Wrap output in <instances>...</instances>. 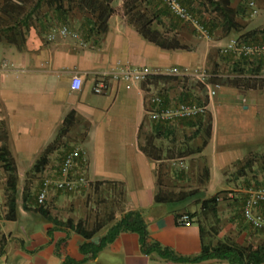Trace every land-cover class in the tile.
Here are the masks:
<instances>
[{
    "label": "crops",
    "instance_id": "1",
    "mask_svg": "<svg viewBox=\"0 0 264 264\" xmlns=\"http://www.w3.org/2000/svg\"><path fill=\"white\" fill-rule=\"evenodd\" d=\"M30 1L33 2L20 0L11 16L0 17V146H6L18 176L16 219L6 220L5 176L0 170V264H62L67 258L75 261L70 264H229L215 258L177 262L148 251L157 242L177 256L192 258L203 249L224 242L213 228H207L200 213V201L221 191L228 202L223 207L225 221L238 234L227 242L253 245L247 234L252 227L241 215L244 190L249 184L244 185L228 170L248 158L256 160L259 155L264 156V54L222 52V47L234 38L264 44V32L260 31L264 29V21L252 24V18H243L236 28L224 21L230 17L238 23L241 4L246 1L228 0L225 10L216 12L205 0H185L184 5L195 7L197 14H194L208 29L206 38L197 31H188L194 27L171 15L166 7L169 20L163 15V7L155 4L151 7L150 0H134L135 4L143 5L144 11L152 8L151 28L158 32L161 41L175 39L179 46L173 48L162 47L140 35L138 27L145 17L142 14L146 13L141 10L139 14L133 7L125 9L126 0L111 1L113 12L104 31L83 19L64 24L79 29L76 31L79 38L56 35L48 40L50 25L59 18L55 15L44 18L43 12L37 14L41 9L38 6L45 0H34L37 2L34 6H29ZM251 1L264 9V0H248L247 5ZM4 2L0 0V8ZM247 11L249 14V7ZM252 30L260 32L246 36ZM133 66H147L151 75L142 82L113 78L114 72ZM172 67L180 71L203 67L212 73L210 83L219 86L212 97H207L205 91L200 99L205 104V118H210L211 130L206 144L198 148L202 133H194L202 128L198 116L167 122V157L164 152L159 153L160 159H154L141 149L147 131L153 134V129L147 130L145 126L151 107L149 96L155 94L153 85L159 80L152 77L172 75ZM74 76L82 80L79 90L70 87ZM101 80L106 89L94 93L92 87ZM178 88L167 89V101H188L193 90ZM71 111L75 121L61 142L69 140L74 144L59 154L52 153L43 174L54 175L64 154L79 148L83 161L77 160L74 172L87 178L85 194L105 193L110 204L107 216L110 219L104 220L92 240L97 242L124 212L137 210L147 230L144 246L141 247L137 233L122 232L94 259L83 261L79 251L84 240L81 235L57 225L54 228V224L34 210L37 205L30 195L25 201L29 209L24 208L22 194L27 174L46 146L55 140ZM192 134L195 136L190 139ZM193 147L196 148L185 149ZM164 160L167 172L161 167ZM258 171L251 166L249 179H255ZM161 173L162 178L167 176V190L158 181ZM189 177L192 186L187 185ZM159 190L167 193V201H156ZM79 192L75 195L51 190L45 208L49 213L51 210L62 213L65 218L58 217L60 220L74 219L71 205ZM234 198L239 200L234 202ZM218 199L219 204L221 197ZM236 203L239 219L247 224V230L237 229L231 216ZM182 214L191 215L188 225L178 224ZM254 241L257 242L253 246L261 244L260 238Z\"/></svg>",
    "mask_w": 264,
    "mask_h": 264
},
{
    "label": "trees",
    "instance_id": "2",
    "mask_svg": "<svg viewBox=\"0 0 264 264\" xmlns=\"http://www.w3.org/2000/svg\"><path fill=\"white\" fill-rule=\"evenodd\" d=\"M20 0H5L4 4L0 8V17L11 16L12 11H14L15 7H19ZM54 7L58 9L61 15L64 17L65 11H63L64 3L69 4L72 0H55ZM112 0H77V6L86 5L87 8L91 10V13H94V20L91 22L89 20L90 26H98L103 31L107 26V19L109 15L113 12V7L111 5ZM182 4H185V0H179ZM209 5L211 10L216 12H223L225 10V6L229 3L228 0H205ZM46 4L52 5L51 0H45ZM130 0L124 3V7L127 10H132L133 5L129 6ZM186 5V4H185ZM188 8V7H187ZM190 10V9H189ZM192 11V10H191ZM193 12V11H192ZM194 13V12H193ZM229 26L236 28L237 22L234 21L233 18H225L224 20ZM150 20L146 18H142V23L138 27V31L140 35L156 44H161L162 47L173 48L178 47L179 44L175 39H167L161 41L160 35L158 32L151 28ZM264 32V29L260 30ZM257 30H252L251 32H247L246 36H250L256 32H260ZM245 35V34H243ZM242 35V36H243ZM163 77L162 75L154 76L153 79H159ZM204 88V87H203ZM201 104H204L201 103ZM200 120L201 129L198 128L194 133H201V145L198 148L204 146L210 135V118H205L204 112L202 114L197 115ZM190 118V117H189ZM75 121V114L73 111L69 112L65 119L62 122V126L57 133V137L53 142L46 146L43 155L39 157V159L33 164L32 170L36 172H40L47 164L49 154L56 150L61 144V138L66 134V131ZM167 122L168 121H156L153 125V130L156 135H167ZM152 139V138H151ZM150 149H147L145 146L141 149L150 157L154 159H160L159 153L155 150H152V143L149 141ZM251 163L248 160H245L240 169H244L246 167H250ZM0 167L5 176V203H6V212L4 214V218L6 220H15L16 219V187L18 182L17 176V168L13 158L11 157L9 151L7 150L5 145L0 146ZM40 184V183H39ZM39 188V186H38ZM28 188L25 186L22 194V199L24 201V208L29 209L26 204V197L28 195ZM38 191V189H37ZM37 194V192H36ZM36 194H35V202L36 203ZM155 199L157 202H165L167 201V193L159 192L156 194ZM218 194H214L208 198L200 201V213L203 215L210 214L212 217H216L218 214ZM34 210L39 212L42 216H44L47 221L54 224V228L57 226L64 227L66 230L75 232L83 237V242L79 246V251L83 254V261L88 259H94L99 251L105 248L109 243L113 242L115 238L122 232H135L139 235V241L141 247L144 246L145 238L147 234L146 225L140 211L137 210H129L124 212L110 227L107 229L106 233L102 235L97 242L92 240L93 235L103 226L104 220L97 221L93 224L91 228H87L85 222L82 220H74L72 218H66L65 220H60L54 216H52L45 208L42 206H35ZM264 213V212H263ZM191 216V215H189ZM110 219V217H107ZM106 219V220H107ZM52 229V228H51ZM49 230V234L50 231ZM259 231V230H258ZM201 232H203L201 227ZM264 232V231H260ZM216 233V231H215ZM148 251H155L159 256L170 259L177 262H199L205 259H224L227 260L229 264H259L264 261V243L253 246L252 244H239L237 242H221L219 241L213 248L211 249H203L200 254L192 258H186L177 256L174 251L168 247L161 246L159 243L154 242ZM75 262L73 259L67 258L62 264H70Z\"/></svg>",
    "mask_w": 264,
    "mask_h": 264
},
{
    "label": "rangeland",
    "instance_id": "3",
    "mask_svg": "<svg viewBox=\"0 0 264 264\" xmlns=\"http://www.w3.org/2000/svg\"><path fill=\"white\" fill-rule=\"evenodd\" d=\"M32 1L33 2L30 1L29 6H34L37 3L34 0H32ZM245 1L246 2H243L241 4L242 14H241V18L237 19L238 24L240 25V23L243 22V18L244 19L245 18H247V19L252 18L251 19L252 24H257V23L264 21V9L260 5H257V6H255L257 9V13L255 15H250V14H248V11H247V8H248L247 7L248 6L247 1L248 0H245ZM125 2H127V0L124 1V3ZM150 2H151V7H152V4H155L156 6H160L163 8L166 7V9L170 12L168 7L163 3L162 0H150ZM152 2H154V3H152ZM76 3H77V0H72V2H70L69 4L64 3V7L62 8L63 11H65V13L63 14L64 17L61 15V13L58 9H56V8L53 9L51 7V5L46 4L45 2H42V4H40V6H38V8L41 7V9L37 11L38 12L37 14L39 15V13L41 14V12H43L42 17L44 16V18L50 17L52 15H55L57 18H59L58 21H55L52 25H50V27H49L50 29L53 27H58L60 25H64V24L70 25L73 22L74 23L75 22L76 23L81 22V21H83V19H87V21H89V20L93 21L95 19L94 18L95 14L91 13V10L89 8H87L86 5H82V6L80 5L78 7ZM130 3L131 4H129V6L133 5L134 11H137V13L142 14L141 10L144 11L143 5L135 4L134 0H130ZM52 5H54V4H52ZM35 8H37V7H35ZM188 8L197 14L195 7L189 6ZM166 9L165 8L163 9L165 11V13L163 15L165 18H167L169 20L170 14L171 15H173V14L171 12H170V14H168L169 12ZM152 11H153L152 8H151V11H149V10L144 11L146 14L145 15L142 14V16H145L144 18L149 19L151 17ZM147 14H150V16H148ZM69 28H72V26L71 27L69 26ZM72 29L74 31H77V32L79 30L76 27L75 28L73 27ZM187 30L190 32H194V33L196 32V30L193 28L192 29L190 28ZM167 76L174 77V79L173 80L167 79ZM178 87H181L183 90H185V89L187 90L188 88L193 90L192 95L191 96L188 95L189 96V98H187L188 101H185V99H184V101H179V102H191V103H195V104H201L200 99H201L202 93L205 92L206 89L203 88V86L200 83H198L195 79H192V78H184L181 80V78L178 75H166L165 77L159 78V80L157 82H155V84L153 85V91L155 94L161 96L164 99L166 104L174 105L178 102H171L169 100L167 101V89L168 90H170V89L179 90ZM146 116L147 117L145 120V126L148 127L147 130H150V129L152 130L154 122H156V121L150 119L149 115H146ZM194 117H196V116H194ZM190 118H193V117H190ZM191 121H193V120H191ZM145 131H146V129H145ZM145 131H144V133H145ZM152 132H153V134H151L150 131H147L148 134L145 137L144 146L147 149H150L151 146H149V142H148V138H150L149 141H151V143H152V148H153L152 150H155L156 152L162 153V154L165 152L164 156L166 158L167 157V135L166 136L156 135V134H154L153 130H152ZM190 134H191V131H190ZM186 136L187 135H185V137ZM194 136L195 135H193V134H192V136L189 135V138L191 139V137H194ZM201 140H202V138L198 139V141H197L198 145L201 144ZM73 144L74 143H72V141L65 140V141L61 142L60 146L56 150H54L52 153L59 154L60 152L70 148V146H72ZM195 148L196 147L185 148V149L186 150H193ZM52 153L49 154V158H50V155ZM49 158H48V162H49ZM248 160H250V159L248 158ZM244 161L245 160H243V161H241V162H239L233 166H230L229 170H228L229 174L232 175L234 173L236 176H238L237 179H239V181L241 183L243 182L244 185H246V184H249V186L263 185L264 184V169L261 170V168H263L262 166H264V156L259 155V157L256 160L255 159L250 160L251 166L252 167L254 166L256 168V170H259L255 179H249L251 176V173L249 172L251 166L246 167L243 170L240 169V167L242 166ZM161 164H162L161 167H162L163 171L167 172V161L164 160ZM164 164H166V167L163 166ZM44 169L45 168H43L40 172H36V171H33L31 169L30 173L27 174V178L24 181V188H25V186L28 188V190H27L28 195H30L33 198L35 197V194L37 192V189H38V186L40 183V178H41V176L44 175L43 174ZM0 170H1V167H0ZM184 170L188 171L185 168H184ZM188 174H190V173H188ZM162 176H163V174L161 173L159 178H158V181L161 182V185H163V187H165V189L167 190V176L163 177V178H162ZM259 176H261V178ZM192 182H193V180H190V177H189V180H187V185L192 186ZM4 187H5V185H4ZM85 192H86V189L80 190L79 193H81V194L79 196L75 197L76 200L71 205V207L73 206L72 211H74L73 218L75 220L81 219L82 221L85 222L87 228H91L93 226V224L95 222H97L98 220H106L107 219V216L110 215L109 210H108L110 204L109 205L107 204V202H109V199H108V197H106L105 193L100 194V192H96V193L94 192L92 194L91 193L85 194ZM222 192H224V191L217 193L218 197H221L219 204H218L219 205L218 211L220 210V212H218L216 217H212L210 214H208L206 216L203 215L202 220L207 221L206 222L207 228L208 227L213 228L212 230L216 231V233L218 234V237L220 239L225 240V241H229L231 239L236 238V236L238 234H235L234 231H232L227 226V222L225 221L227 216H226V212L223 209V207H226L228 202H226L225 194ZM3 194L5 197V188L3 190ZM75 195H77V193H75ZM237 200H239V199L234 198V202ZM45 205H46V202L44 203V205L42 207L45 208ZM233 210L235 213L233 215H231L232 214L231 213L230 215L232 217H234V219H235L234 221L238 225L237 229L241 228V229L247 230L246 229V228H248L247 224H245L244 222H242L239 219V211H238V204L237 203L235 204V209L233 206ZM50 213L52 215H54L56 218H58V217L65 218L64 215L62 213H60L59 211L54 212L51 210ZM240 222L243 225H245L246 227H243V225ZM247 234H249L251 236V238L253 239V241H252L253 245H255V243L257 242L254 240L259 239V238H260V241H258V243H261V244L264 243V232H260L258 230L253 229V228H250V230L247 231ZM243 244H245V243H243Z\"/></svg>",
    "mask_w": 264,
    "mask_h": 264
},
{
    "label": "built area",
    "instance_id": "4",
    "mask_svg": "<svg viewBox=\"0 0 264 264\" xmlns=\"http://www.w3.org/2000/svg\"><path fill=\"white\" fill-rule=\"evenodd\" d=\"M168 7L170 12L178 19L192 25L194 29L203 37H209V31L202 21L182 4L179 0H162ZM249 14L255 15L257 9L254 2L248 3ZM56 35L65 37L72 36L79 38V34L71 30L66 25L53 27L47 34L48 40H53ZM223 53H238L248 55L251 53L264 54V44L259 42H247L238 38L230 39L226 46L222 47ZM172 75H178L181 79H195L206 89L207 97H212L215 94L218 83L211 84L212 73L206 68L196 67L191 70L180 71L176 67L171 68ZM151 75V71L147 66L143 67H128L120 69L112 74L115 79L126 81L142 82L146 81ZM82 80L79 76H74L71 79L70 87L72 90H79ZM106 89L105 83L101 80L92 87L94 93H102ZM150 109L147 111L150 119L155 121H172L175 119L194 117L205 112V104H195L191 102H178L174 105L166 104L164 99L152 94L149 96ZM82 159V152L79 148L68 150L59 164L58 170L54 175H44L39 184L36 194L37 205L43 206L49 192L51 190L75 193L83 189L88 180L82 173L74 172L77 160ZM245 196L242 202L241 215L243 219L255 230L264 231V213L261 208L264 207V184L259 186H249L245 190ZM178 224L188 225L190 218L187 214H182L177 219Z\"/></svg>",
    "mask_w": 264,
    "mask_h": 264
}]
</instances>
